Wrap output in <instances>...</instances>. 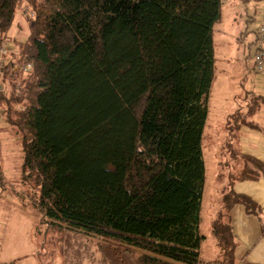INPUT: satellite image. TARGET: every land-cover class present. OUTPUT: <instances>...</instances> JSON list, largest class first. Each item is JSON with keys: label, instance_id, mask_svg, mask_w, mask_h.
Wrapping results in <instances>:
<instances>
[{"label": "trees", "instance_id": "1", "mask_svg": "<svg viewBox=\"0 0 264 264\" xmlns=\"http://www.w3.org/2000/svg\"><path fill=\"white\" fill-rule=\"evenodd\" d=\"M222 1L0 0V50L19 7L34 12L19 53L0 65V114L20 136L21 177L39 189L47 222L112 240L119 263L120 249L129 264L201 263ZM263 104L228 116L227 130L253 127ZM237 162L212 224L221 264H234L233 205L262 217L233 187L264 179V164Z\"/></svg>", "mask_w": 264, "mask_h": 264}, {"label": "rangeland", "instance_id": "2", "mask_svg": "<svg viewBox=\"0 0 264 264\" xmlns=\"http://www.w3.org/2000/svg\"><path fill=\"white\" fill-rule=\"evenodd\" d=\"M221 4L222 19L214 28L213 41L216 77L210 91L209 116L202 143L206 190L201 233L206 239L201 244L200 264H221L224 260L220 248L216 242L213 245L210 238L212 226H208L207 220L216 167L211 147L207 146L211 142L208 130L216 124L222 126L223 117L232 110H248L247 105H254L258 97L264 99V75L257 74L253 66L264 0H223ZM16 12L4 44L7 53L0 65L19 53L17 44L28 38L34 19L30 15L34 12L27 5H21ZM7 91L8 87L0 85V92ZM256 116L255 121L264 126V108ZM0 127H3L0 130V264H129L127 260L132 256L123 249L119 251L123 263L117 262L118 253L112 240L86 236L66 224L52 225L45 220L36 202L39 189L21 177L20 136L16 130L5 127L2 114Z\"/></svg>", "mask_w": 264, "mask_h": 264}, {"label": "crops", "instance_id": "3", "mask_svg": "<svg viewBox=\"0 0 264 264\" xmlns=\"http://www.w3.org/2000/svg\"><path fill=\"white\" fill-rule=\"evenodd\" d=\"M264 5V4H262ZM263 96V95H262ZM246 104V103H245ZM264 104L259 108V112L263 110ZM246 111V109H243ZM237 111L232 110L223 118L222 126L217 124L211 126L208 130L211 142L207 146L211 147L212 155L216 162L214 168L213 184L211 186V197L208 214V226L211 227L217 212L220 209V203L227 192L228 176L231 170L239 169L237 162L240 155L251 157L264 164V126L259 125L255 120L257 119V112L249 118L253 123V127L242 125L238 130L229 128L228 116L234 115ZM208 122V121H207ZM207 126V124H206ZM206 128V127H205ZM241 153V154H240ZM242 158V157H241ZM206 190V186H205ZM234 193L250 198L255 205L259 207L262 217L258 218L255 215H250L247 209L242 204H235L228 214L229 222L231 224L235 241V249L233 253L234 264H264V179L257 181L246 180L235 182L233 187ZM204 195V193H203ZM205 197V195H204ZM212 199V200H211ZM204 201V198H203ZM208 202V201H207ZM206 204V203H205ZM203 206V205H202ZM202 218L205 214V207H202ZM202 225V224H201ZM210 238L213 245L215 239L213 237L212 229L210 228ZM217 248V247H216ZM218 249V248H217ZM219 251V249H218ZM202 257V249H201Z\"/></svg>", "mask_w": 264, "mask_h": 264}, {"label": "built area", "instance_id": "4", "mask_svg": "<svg viewBox=\"0 0 264 264\" xmlns=\"http://www.w3.org/2000/svg\"><path fill=\"white\" fill-rule=\"evenodd\" d=\"M31 17H34L33 13H30ZM262 19L257 26V38H256V52L254 55V71L259 75H264V11L262 13ZM7 53L6 47L3 46V49L0 50V61L4 59L5 54ZM32 66L29 65L24 68V72L28 73L31 70Z\"/></svg>", "mask_w": 264, "mask_h": 264}]
</instances>
